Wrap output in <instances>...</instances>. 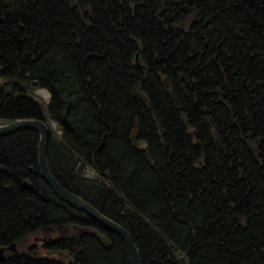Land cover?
<instances>
[{"label": "trees", "instance_id": "obj_1", "mask_svg": "<svg viewBox=\"0 0 264 264\" xmlns=\"http://www.w3.org/2000/svg\"><path fill=\"white\" fill-rule=\"evenodd\" d=\"M22 119L142 264H264V0H0V121ZM38 144L0 137V264H130Z\"/></svg>", "mask_w": 264, "mask_h": 264}, {"label": "water", "instance_id": "obj_2", "mask_svg": "<svg viewBox=\"0 0 264 264\" xmlns=\"http://www.w3.org/2000/svg\"><path fill=\"white\" fill-rule=\"evenodd\" d=\"M23 129L33 130L39 134L38 159L40 176L51 188L54 194L74 209L85 213L103 228L118 235L125 243L130 264H142L139 252L133 242V239L125 229L100 214L96 209H94L89 203L79 196L66 190L52 176L47 165V142L49 138V130L47 126L42 121L34 119H22L9 122L0 121V137L10 135ZM7 252L12 253L13 255L18 254L15 243L7 248H0V260Z\"/></svg>", "mask_w": 264, "mask_h": 264}, {"label": "rangeland", "instance_id": "obj_3", "mask_svg": "<svg viewBox=\"0 0 264 264\" xmlns=\"http://www.w3.org/2000/svg\"><path fill=\"white\" fill-rule=\"evenodd\" d=\"M37 95L38 97L40 98V100H42L43 102L47 103L48 101V98H49V95L46 91L44 90H40L37 92ZM90 176V174H89ZM34 238L33 237H30L27 241H26V246H30V245H39L41 244V241L40 240H37V241H34L33 240ZM24 248V247H23ZM43 255L45 256H50V254H46V253H43ZM59 258H62V257H59Z\"/></svg>", "mask_w": 264, "mask_h": 264}, {"label": "bare ground", "instance_id": "obj_4", "mask_svg": "<svg viewBox=\"0 0 264 264\" xmlns=\"http://www.w3.org/2000/svg\"><path fill=\"white\" fill-rule=\"evenodd\" d=\"M34 120H36V119H34ZM44 123V122H43ZM45 124V123H44ZM46 125V124H45ZM47 126V125H46ZM47 128H48V130H49V127L47 126ZM23 130H28V129H23ZM20 131V130H19ZM33 131V130H32ZM18 132V131H17ZM13 134V133H12ZM11 135V134H10ZM39 135V134H38ZM49 135H50V131H49ZM49 139V138H48ZM47 144H48V142H47ZM48 165V164H47ZM39 173H40V170H39ZM41 177V176H40Z\"/></svg>", "mask_w": 264, "mask_h": 264}]
</instances>
